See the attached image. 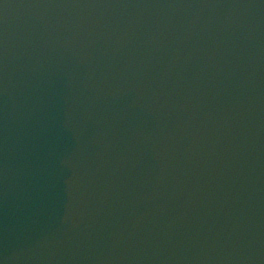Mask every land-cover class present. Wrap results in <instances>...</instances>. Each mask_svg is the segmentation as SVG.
Segmentation results:
<instances>
[{
  "label": "water",
  "instance_id": "1",
  "mask_svg": "<svg viewBox=\"0 0 264 264\" xmlns=\"http://www.w3.org/2000/svg\"><path fill=\"white\" fill-rule=\"evenodd\" d=\"M0 264H264V0H0Z\"/></svg>",
  "mask_w": 264,
  "mask_h": 264
}]
</instances>
